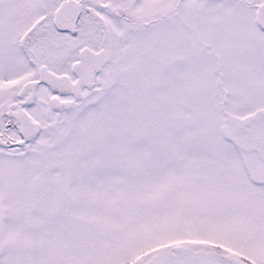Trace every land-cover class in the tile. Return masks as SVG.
Here are the masks:
<instances>
[{"label":"snow or ice","instance_id":"snow-or-ice-1","mask_svg":"<svg viewBox=\"0 0 264 264\" xmlns=\"http://www.w3.org/2000/svg\"><path fill=\"white\" fill-rule=\"evenodd\" d=\"M0 264H264V0H0Z\"/></svg>","mask_w":264,"mask_h":264}]
</instances>
